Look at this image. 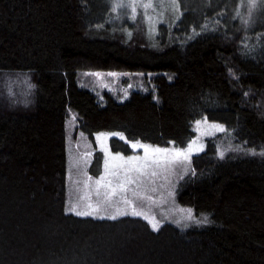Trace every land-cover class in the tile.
<instances>
[{
    "label": "trees",
    "instance_id": "obj_1",
    "mask_svg": "<svg viewBox=\"0 0 264 264\" xmlns=\"http://www.w3.org/2000/svg\"><path fill=\"white\" fill-rule=\"evenodd\" d=\"M113 3L0 0V264H264V9L249 19L241 0H179V19L168 10L153 32L143 9L133 21ZM100 72L153 77L100 103L81 83ZM71 113L77 139L161 147L187 145L203 117L226 125L231 150L209 140L177 187L178 206L212 223L156 231L69 214Z\"/></svg>",
    "mask_w": 264,
    "mask_h": 264
},
{
    "label": "snow or ice",
    "instance_id": "obj_2",
    "mask_svg": "<svg viewBox=\"0 0 264 264\" xmlns=\"http://www.w3.org/2000/svg\"><path fill=\"white\" fill-rule=\"evenodd\" d=\"M259 6L264 9V0H260ZM241 7L247 8L248 18L251 19L254 10L258 7V2L257 0H247L245 4L244 0H241ZM120 8L130 9L133 21L137 18V10L143 9L142 15L149 23L153 19L152 15L149 14V9L156 12L157 8H159L160 16L168 10L177 14V19L182 15L179 0H159L158 3H154L153 0H114L113 11ZM237 15L239 16L240 13H237ZM193 31L195 32V29ZM95 75L99 76L100 74L95 73ZM111 75H116V73H111ZM194 123L196 131L201 136L215 135L216 132H227L223 124L209 123L207 117L196 120ZM201 125L205 127L201 128ZM111 136L127 140L132 149H142L143 154L125 156L121 152L113 153L106 144L107 138ZM97 139L100 141L105 153L103 160L104 170L95 179L85 173L86 179L83 181V186L87 192L96 197L95 202L92 201L91 195H85L80 197V200L85 202L83 208L78 202L67 209V211L74 212L81 217L97 216L103 218L101 216V213H103L112 220L129 214L149 219L143 211L137 209L135 200L143 197L154 203L152 196L145 195L149 191L148 185H151L150 190L155 192L157 190L155 187L157 177H162L166 180L168 174L174 172L177 167L190 166L194 153L204 151V145L198 143L199 137L189 140L186 147L177 146L175 141L168 142L171 145L169 147H161L160 145L144 143L140 140H128L122 132L99 133ZM250 151L252 155L257 154L255 149ZM219 155L222 158L224 151H220ZM259 155L264 156V151L260 152ZM185 171H187V168H185ZM129 193H131V199L129 198ZM168 195H173V193L169 192ZM109 210H111V214H109ZM185 212L184 220L192 221L196 224L212 223L207 216H204L203 219L194 217L191 209H187ZM150 222L154 230H160V222L158 220L153 217ZM176 223L181 224V221L177 220ZM183 226L187 227L188 225L184 224Z\"/></svg>",
    "mask_w": 264,
    "mask_h": 264
},
{
    "label": "rangeland",
    "instance_id": "obj_3",
    "mask_svg": "<svg viewBox=\"0 0 264 264\" xmlns=\"http://www.w3.org/2000/svg\"><path fill=\"white\" fill-rule=\"evenodd\" d=\"M154 3H158L159 0H153ZM258 7L254 10L256 13L259 8L260 0H257ZM159 9V8H157ZM160 10V9H159ZM160 13V11H158ZM158 13V19L153 18L152 22L149 23L151 28L153 26V32H155V27L157 28L158 23H161L164 20V14L160 16ZM170 13H173L170 10ZM175 13H173L174 15ZM116 75H111L108 72H100L99 76L95 75V73H88L82 79L81 83L84 87L90 88L92 92H94L99 98L100 103H104L103 94L111 95L116 101L120 103L126 102L130 95L133 92H142L147 88L145 85L152 81V74L149 73H133V72H113ZM75 117V119H73ZM209 123H213L208 120ZM217 123V122H214ZM221 124V123H218ZM79 125L78 118L74 113L70 114V117L67 121V163H68V171H67V180H68V198H67V209L75 203H80L81 208L84 206V201L80 200V197L85 195H91L92 201L95 202L96 197L91 193L87 192V190L83 186V181L86 179L85 173L87 175L92 176L94 179L97 178L100 174L103 173V160L105 153L101 147L100 141L97 139V135L95 134L93 139L89 137L76 138V126ZM224 125V124H223ZM227 129V132H216L215 135H207L201 136L199 132L196 131V125L194 123V132L195 138L199 137L198 143H202L204 145V151L199 153H194L192 159L204 153L208 149V142L211 139H215L217 137H222L220 144L217 146V154L219 155L220 151H224V156L227 154L228 150H231V131L224 125ZM204 128V125L200 126ZM106 133V132H105ZM126 137V136H125ZM114 141H117L115 144ZM94 144L97 146V151L101 155V160L98 161L95 156ZM106 144L109 149L113 152H121L125 156L128 155H142V149H132L131 146L127 143V140H122L117 136L108 137L106 140ZM171 146V145H170ZM179 146V147H186ZM169 147V146H167ZM90 153V155H89ZM220 156V155H219ZM191 159V160H192ZM185 168H188V165H185L184 168L177 167L174 172L168 174L167 179H163L162 177L156 178V191L152 192L150 190L151 185H148L149 191L145 195L152 196L154 203L144 199L143 197L137 198L135 200V204L138 210L144 212L145 215L149 217V219H144L143 216H133L131 214L127 216H119L117 219L123 217H137L148 222L151 227V220L154 217L156 220L160 222V228L166 224H174L177 226H183L184 224L190 225L194 222L184 220L186 212L184 208L178 206L177 202V190L178 183L181 174H185ZM185 172V173H182ZM171 192L173 195H168ZM129 198L131 199V193H129ZM130 211V209H129ZM74 216H77L74 212H69ZM109 214H111V210H109ZM193 214V213H192ZM103 218L97 216H88L82 218H94L99 220H112L107 215L101 213ZM194 216V215H193ZM81 217V216H77ZM115 219V220H117ZM180 220L181 224H177L176 221Z\"/></svg>",
    "mask_w": 264,
    "mask_h": 264
}]
</instances>
